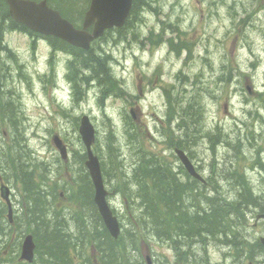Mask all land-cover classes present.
I'll return each mask as SVG.
<instances>
[{
    "label": "rangeland",
    "instance_id": "rangeland-1",
    "mask_svg": "<svg viewBox=\"0 0 264 264\" xmlns=\"http://www.w3.org/2000/svg\"><path fill=\"white\" fill-rule=\"evenodd\" d=\"M86 5L83 0L77 14ZM150 7L142 8L140 16L144 19L123 29L121 35L116 28L94 42L96 48L101 47L113 58L110 67L123 89L117 92L118 96L104 97L100 86L94 83L87 87L83 98L77 99L67 76L71 55L54 49L49 41L38 42L33 48L32 40L23 31L7 33L0 42V147L12 143L7 121L11 113H18L16 107L20 106L25 113L22 145L37 157V164L44 162L49 183L58 181L60 185L57 188L60 196L62 185L69 179L66 164L70 162L71 168L78 167V152L86 150L78 131V118L84 113L97 128L102 158L109 154L105 150L111 128L117 147L123 152L121 157L131 171L135 153L128 139L129 117L133 116L147 150L158 152L166 161L179 166L181 161L174 149L176 139L183 132L178 126L180 108L189 102L199 103L200 112L186 117L188 122L184 127L188 129L190 146L196 151L192 160L198 170L207 177L211 174L210 167L221 161L222 166L218 167L222 173L223 163H229L225 166L228 169L230 158H235V168L245 174L254 191H263L264 169L259 162L264 163V0H151ZM217 127L223 141L229 138L231 146L221 142L215 154L217 159L212 163L210 147ZM195 128L197 132H193ZM55 134L67 144L69 159H62L53 143ZM238 143L241 147H237ZM0 162L1 168L8 169L6 159ZM7 176L1 175L0 184L6 182L10 186L17 216L22 188L10 170ZM219 183L224 194L235 197L232 184L225 180ZM107 186L112 192L110 202L123 214L124 199L113 190L112 183ZM61 196L63 202L67 201L65 194ZM1 203L4 202L0 196ZM250 217L244 234L254 242L264 236V220ZM13 233L9 237L11 243L15 241ZM219 242L209 247L212 263H239V258L234 257L235 249ZM141 250L152 257L151 264L174 257V250L155 237L142 241ZM1 251L10 254L11 246ZM244 259V264H257L250 258ZM15 260L11 262L16 264Z\"/></svg>",
    "mask_w": 264,
    "mask_h": 264
},
{
    "label": "trees",
    "instance_id": "trees-1",
    "mask_svg": "<svg viewBox=\"0 0 264 264\" xmlns=\"http://www.w3.org/2000/svg\"><path fill=\"white\" fill-rule=\"evenodd\" d=\"M47 1L78 27L91 2L86 0V7L77 14L83 0ZM150 3L151 0H134L126 25L117 28L119 35L122 34L123 29L130 25L134 26L135 22L144 19L140 16L141 10L142 8L150 9ZM0 15L12 21L13 25H18L9 16L8 5L4 0H0ZM111 31L113 30L106 31L104 37ZM133 36L136 37L134 34ZM47 38L54 49L63 50L71 55L67 76L73 84V94L77 99L83 98L82 94L87 87L94 83L100 86L104 97L117 94L118 90L122 92L123 89L110 67L113 61L111 54L94 45V42L99 39L93 41L90 50H85L58 37L48 36ZM4 48L11 54L8 47ZM7 103L10 104L11 101ZM198 104L189 102V105L180 108L179 113L181 122L178 126L182 127L184 138L179 136L175 147L185 149L190 158L196 156V151L191 148L188 129L184 127H187L186 117L190 118L189 115L195 116L200 112L201 108L197 107ZM16 108L18 113H11L7 121L10 125L9 131L13 135L12 143L9 147H0V161L7 160L8 169L13 179L19 182L22 194L18 202L20 210L18 209L19 213L15 215L12 224L5 216L7 204L0 205V264H13L11 262L13 258L16 259V264H30L20 259L22 240L28 233H32L36 241V257L32 264H148L141 246L142 241L146 242L150 237L168 244L174 250L173 259L169 260L165 257L159 260L160 264H213L209 246L217 245L219 241H224L227 246L229 245L228 247H234L237 258L240 255L237 264H244V258H250L257 264H264V254H262L264 247L261 241L252 242L244 235V231H247L249 227L250 216L264 214V189L260 192L254 191L253 185L246 181L245 174L240 170L236 171L235 158H230L228 169L225 166L229 163H223L224 172L222 173L219 171L221 165L219 161L215 168H210L211 174L205 176V181L201 182L191 176L181 163L175 166L170 161H166L160 153L147 150L141 140L139 128L134 124L133 117H129L128 138L131 144L135 145L133 146L135 161L129 171L125 158L121 157L123 152H120L114 140L113 129L110 128L109 142L105 150L108 149L109 154L105 159L102 158L98 137L94 151L101 159L106 184L112 183L113 187L115 186L113 190H116L124 199L127 208L121 214L114 207V211L122 222L121 235L115 238L110 235L93 199V182L84 165L86 152L79 150L76 157L78 167L71 168L70 162L66 164L69 179H66L62 185L63 191L60 195L65 193L67 198V201L64 199L63 202L61 198L59 199L60 196L56 190V186L60 185L58 181L49 183L45 171L48 168L44 167V162L37 164L35 162L37 157L30 155L28 153L30 151H25L26 146L22 145L24 140L22 118L25 119V113L20 106ZM4 111L6 113V110ZM191 112L195 114H190ZM218 130L221 129L217 127L214 130V140L210 147L213 153L212 163L217 159L215 154L218 145L221 142L230 144L229 138L223 141ZM194 131L197 132V129L195 128ZM239 143L237 147H241ZM101 149L103 150L102 147ZM103 153L106 154L104 150ZM259 165L261 169H264L263 161L259 162ZM8 169L0 167V173L5 178H9ZM224 180L234 187L235 197L224 194L219 183ZM9 227L14 231V243H11L9 239L11 229ZM230 239L233 243H230ZM9 245L12 250L10 254L2 253L1 249L7 250ZM257 253L262 255L258 256Z\"/></svg>",
    "mask_w": 264,
    "mask_h": 264
},
{
    "label": "water",
    "instance_id": "water-1",
    "mask_svg": "<svg viewBox=\"0 0 264 264\" xmlns=\"http://www.w3.org/2000/svg\"><path fill=\"white\" fill-rule=\"evenodd\" d=\"M6 2L10 8V15L16 22L24 24L31 30L45 36L59 37L76 47L90 50L93 41L102 38L106 30L122 28L126 25V21L132 12L134 0H91L90 7L85 12L80 28H77L69 19L65 18L58 9L51 7L47 0H6ZM81 119L79 131L82 142L86 147L85 165L89 170L95 188L94 200L110 235L119 238L121 223L118 216L111 209L109 200H107L109 190L105 185L99 155L94 153L93 150L97 130L88 114H84ZM53 143L59 149L60 155L64 159H68V146L60 135L55 134L53 136ZM175 150L188 173L204 182L202 175L197 172L194 162L190 160L186 151L181 148ZM0 192L1 197L8 204L7 216H9L10 222H13L14 209L10 186L6 182H2ZM257 216L264 219V214ZM260 240L264 246V236L260 237ZM35 248L36 242L33 234L25 235L21 247V258L32 263L35 257ZM147 259L151 264L150 256Z\"/></svg>",
    "mask_w": 264,
    "mask_h": 264
},
{
    "label": "flooded vegetation",
    "instance_id": "flooded-vegetation-1",
    "mask_svg": "<svg viewBox=\"0 0 264 264\" xmlns=\"http://www.w3.org/2000/svg\"><path fill=\"white\" fill-rule=\"evenodd\" d=\"M6 4V2H5ZM13 31H20V32H25L28 34V37L32 40V45H33V48L36 46V44L38 42H41V41H49L50 45L52 44L51 41L49 40V38H45V36L41 35L40 33H37V32H30L29 30H27L26 28H24L23 26L20 27L18 25H13L12 21H8L7 19H5V17H2L0 15V42H1V39H5V35L7 33H10V32H13ZM167 91V89H165V92ZM181 134H179L180 136ZM178 136V137H179ZM11 228V227H9ZM12 228L10 229V236L12 234ZM14 234V233H13Z\"/></svg>",
    "mask_w": 264,
    "mask_h": 264
},
{
    "label": "bare ground",
    "instance_id": "bare-ground-1",
    "mask_svg": "<svg viewBox=\"0 0 264 264\" xmlns=\"http://www.w3.org/2000/svg\"><path fill=\"white\" fill-rule=\"evenodd\" d=\"M245 19H246V18H245ZM245 19H244V20H245ZM245 21H246V20H245ZM243 22H244V21H243ZM139 23H140V22H139ZM162 23H163V22H162ZM162 23H161V25H162ZM249 23H250V22H249ZM158 25H159V24H158ZM158 25H157V26H158ZM166 25H167V24H166ZM169 27H170V26H169ZM160 28H161V27H160ZM152 29H153V25H152ZM152 29H151V30H152ZM156 29H157V28H156ZM169 29H170V31H171V27H170ZM167 30H168V29H167ZM148 31H149V29H148ZM173 32H174V30H173ZM150 33H151V32H150ZM138 34H139V33H138ZM146 34H147V33H146ZM148 34H149V33H148ZM146 37H147V36H146ZM136 38H137V37H136ZM142 38H143V37H142ZM198 38H199V37H198ZM192 39H193V38H192ZM132 40H133V39H132ZM138 40H139V39H138ZM142 40H143V39H142ZM134 41H135V40H134ZM195 41H196V40H195ZM197 41H198V40H197ZM193 42H194V40H193ZM13 57H14V56H13ZM112 60H113V59H112ZM110 62H111V61H110ZM111 65H112V64H111ZM123 70H124V69H123ZM119 80H120V79H119ZM119 80H118V81H119ZM119 82H120V81H119ZM90 85H91V84H90ZM122 85H123V84H122ZM121 88H122V87H121ZM121 88H120V89H121ZM197 89H198V88H197ZM109 90H110V89H109ZM118 91H119V90H118ZM111 92H112V91H111ZM107 93H108V92H107ZM107 93H106V94H107ZM109 93H110V92H109ZM118 93H119V92H118ZM102 94L104 95V93H102ZM111 94H112V93H111ZM117 96H118V95H117ZM117 96H116V97H117ZM107 97H108V96H107ZM199 99H200V98H199ZM198 111H199V110H198ZM6 112H7V111H6ZM8 113H10V112H8ZM209 128H210V127H209ZM20 130H21V129H20ZM207 130H208V129H207ZM207 130H206V131H207ZM210 132H211V131H210ZM186 136H187V135H186ZM133 138H134V137H133ZM128 139H129V138H128ZM131 139H132V138H131ZM80 140H81V139H80ZM237 141L239 142V140H237ZM237 141H236V142H237ZM127 142H128V141H127ZM127 142H126V143H127ZM129 143H132V142H129ZM133 143H134V142H133ZM140 143H141V142H140ZM82 144H83V143H82ZM127 144H128V143H127ZM136 144H137V142H136ZM129 145H130V144H129ZM129 145H128V146H129ZM133 146H135V145H133ZM138 146H139V145H138ZM194 147H195V146H194ZM130 149H131V148H130ZM130 151H131V150H130ZM257 153H258V152H257ZM128 156H129V155H128ZM133 156H134V155H133ZM244 156H245V155H244ZM126 158H128V157H126ZM134 159H135V158H134ZM238 160H239V159H238ZM238 160H237V161H238ZM240 160H241V159H240ZM243 160H244V158H243ZM250 160H251V159H250ZM220 162H221V161H220ZM127 163H130V162H127ZM221 163H222V162H221ZM235 163H236V162H235ZM245 163H246V162H245ZM125 164H126V162H125ZM214 164H215V163H214ZM214 164H213L212 167L215 166ZM237 164H238V163H237ZM242 164H244V163H242ZM240 165H241V164H240ZM257 165H258V164H257ZM126 166H127V164H126ZM218 166H219V165H218ZM221 166H222V165H221ZM223 166H224V165H223ZM212 167H210V168H212ZM235 167H236V166H235ZM256 167H257V166H256ZM124 168H125V167H124ZM214 168H215V167H214ZM174 169H175V168H174ZM212 169H213V168H212ZM217 169H218V168H217ZM236 169H237L236 171L239 170L238 168H236ZM50 170H51V169H50ZM75 170H76V169H75ZM175 170H176V169H175ZM243 170H244V168H243ZM259 170H260V169H259ZM8 171H9V170H8ZM53 171H54V170H53ZM244 171H245V170H244ZM209 172H210V171H209ZM262 172H263V171H262ZM49 173H50V172H49ZM54 173H55V172H54ZM217 173H218V172H217ZM52 174H53V173H52ZM247 174H248V172H247ZM230 175H231V174H230ZM132 177H133V176H132ZM211 177H212V176H211ZM219 177H220V176H219ZM213 178H214V177H213ZM241 178H242V177H241ZM223 179H224V178H223ZM223 179H222V180H223ZM71 180H72V179H71ZM135 180H136V179H135ZM220 180H221V179H220ZM14 181H15V180H14ZM142 181H143V180H142ZM69 182H70V181H69ZM221 183H222V182H221ZM237 183H238V182H237ZM230 184H231V183H230ZM14 185H15V184H14ZM32 186H33V185H32ZM54 186H55V185H54ZM230 186H231V185H230ZM56 187L58 188V186H56ZM196 187H197V186H196ZM216 187H217V186H216ZM238 187H239V186H238ZM15 188H16V186H15ZM57 188H56V190H57ZM59 188H60V187H59ZM33 189H34V188H33ZM36 189H37V188H36ZM193 189H194V188H193ZM62 190H63V189H62ZM213 190H214V189H213ZM226 190H227V189H226ZM60 192H61V191H60ZM63 193H64V192H63ZM64 194H65V193H64ZM67 194H68V193H67ZM212 196H213V195H212ZM60 197H63V196L60 195ZM136 197H137V196H136ZM64 198H66V197H64ZM18 199H19V198H18ZM59 199H60V198H59ZM65 200H66V199H65ZM31 201H32V200H31ZM135 201H136V200H135ZM16 202H17V201H16ZM39 202H40V201H39ZM119 202H120V201H119ZM40 203H42V202H40ZM59 204H60V202H59ZM42 205H43V204H42ZM43 206H44V205H43ZM38 207H41V206H38ZM16 209H17V208H16ZM23 209H24V208H23ZM43 209H44V208H43ZM19 210H20V208H19ZM41 212H42V209H41ZM223 213H224V212H223ZM239 226H240V224H239ZM235 229H237V228H235ZM240 229H242V228H240ZM243 230H244V229H243ZM243 230H242V231H243ZM235 231H236V230H235ZM235 231H234V232H235ZM240 231H241V230H240ZM234 232H233V233H234ZM238 232H239V231H238ZM92 233H93V232H92ZM223 234H224V233H223ZM228 234H229V233H228ZM230 234H231V233H230ZM230 234H229V235H230ZM226 235H227V234H226ZM244 235H245V234H244ZM246 235H247V234H246ZM223 236H224V235H223ZM232 236H234V235H232ZM243 237H244V236H243ZM247 237H248V236H247ZM43 238H44V237H43ZM204 238H205V237H204ZM224 238H225V237H224ZM241 238H242V237H241ZM245 238H246V237H245ZM195 239H196V241H198L197 238H195ZM220 239H222V238H220ZM225 239H226V238H225ZM235 239H236V238H235ZM200 240H201V239H200ZM202 240H203V238H202ZM202 240H201V242H202ZM210 240H211V239H210ZM212 240H213V239H212ZM230 240H231V239H230ZM233 240H234V239H233ZM214 241H215V240H214ZM216 241H219V240H216ZM226 241H227V240H226ZM226 241H225V242H226ZM234 241H235V240H234ZM223 242H224V241H223ZM235 242H237V241H235ZM242 242H244V241H242ZM208 243H209V242H208ZM230 243H233V241L231 240ZM194 244H195V243H194ZM197 244H198V243H197ZM211 244H212V243H211ZM222 244H223V243H222ZM224 244H225V243H224ZM194 246H196V245H194ZM225 246H226V244H225ZM225 246H224V247H225ZM228 246H229V245H228ZM233 246H234V245H233ZM236 246H237V245H236ZM204 247H205V245H204ZM209 247H210V246H209ZM188 248H189V247H188ZM229 248H230V247H229ZM202 249H203V248H202ZM215 249H216V248H215ZM233 249H234V247H233ZM205 250H206V248H205ZM213 250H214V249H212V251H213ZM229 250H230V249H229ZM203 251H204V250H203ZM216 251H217V250H216ZM227 251H228V250H227ZM228 252H229V251H228ZM234 252H235V251H234ZM45 253H46V252H45ZM210 253H211V252H210ZM218 253H219V252H218ZM236 253H238V251H237ZM221 254H222V253H221ZM229 254H230V253H229ZM229 254H228V255H229ZM202 255H203V254H202ZM212 255H213V254H212ZM212 255H211V256H212ZM228 255H227V256H228ZM233 255H234V254H233ZM238 255H239V253H238ZM205 256H206V255H205ZM220 256H221V255H220ZM234 257H236V254H235ZM239 257H240V255H239ZM239 257H238V258H239ZM212 258H213V256H212ZM230 259H231V257H230ZM57 260H58V259H57ZM227 260H228V259H227ZM227 260H226V261H227ZM214 261H215V260H214ZM212 262H213V261H212ZM228 262H229V261H228ZM227 264H228V263H227Z\"/></svg>",
    "mask_w": 264,
    "mask_h": 264
}]
</instances>
